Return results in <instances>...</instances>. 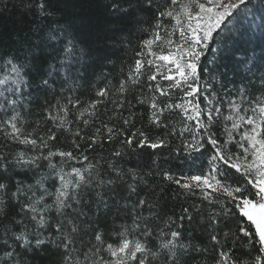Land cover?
Returning a JSON list of instances; mask_svg holds the SVG:
<instances>
[{
	"label": "snow or ice",
	"instance_id": "snow-or-ice-1",
	"mask_svg": "<svg viewBox=\"0 0 264 264\" xmlns=\"http://www.w3.org/2000/svg\"><path fill=\"white\" fill-rule=\"evenodd\" d=\"M251 4L112 0L106 8L126 22L124 42L147 35L122 78L95 87L87 102L79 95L86 52L55 19L58 0L23 5L32 34L0 50V264H34L41 253L55 264H264V75L259 87L227 88L208 59L249 15L248 26L264 31V7ZM142 81L147 93L129 99ZM137 105L162 134L136 127L145 117ZM171 138L187 171L156 160L147 172L127 165L142 150L172 147ZM106 143L118 146L97 153ZM165 189L184 201L179 215L158 210Z\"/></svg>",
	"mask_w": 264,
	"mask_h": 264
},
{
	"label": "trees",
	"instance_id": "trees-1",
	"mask_svg": "<svg viewBox=\"0 0 264 264\" xmlns=\"http://www.w3.org/2000/svg\"><path fill=\"white\" fill-rule=\"evenodd\" d=\"M112 0H58L59 11L55 17L60 22V27L70 28L82 42L81 47L85 49L86 55L82 63V74L84 79L81 81L83 87L80 89V99L87 102L91 99H96L94 88L101 87L106 80L117 83L128 70V65L134 61V51L138 50V43L141 39L146 38V33L134 34L131 37V44L124 42V34L127 32V24L122 18L113 17L106 5ZM28 0H0V50L11 47L15 44L17 37L21 39L31 35L33 27V17L28 14L23 5H26ZM3 4L7 8H3ZM264 7L262 0H252L250 8L253 11ZM253 17L249 15L246 20L240 21L237 27L232 31L227 38L226 43L220 45V51L213 54L208 53V59L214 60L215 67L213 73L217 76V80L222 81L227 88L240 87L241 83H247L249 80L259 87V77L264 75V63H261V56L264 55V31L259 30L256 25L248 26V21ZM257 23H259V12H256ZM248 60V64H239L238 61ZM251 73L246 72L247 67L252 64ZM167 83V82H165ZM138 86L135 90H130L128 98L141 94V91L147 93V88ZM219 87V85H217ZM51 98V97H49ZM178 94L173 97L177 99ZM167 98L160 97V101L164 102ZM135 103V101L133 100ZM101 119L108 120L111 116V105L107 102L100 105ZM105 109L107 113L105 114ZM133 111L144 112L143 120L137 117L136 127H144L145 131L155 137L163 133V129H149L147 125V107L137 105ZM127 115V113H125ZM178 114H174L176 118ZM115 123V121H109ZM218 135L221 129H216ZM179 144V140L171 138L170 148L157 149L155 154L153 150L145 149L143 155H133L128 158L127 165L131 167H139L140 170L147 172L149 168H154L153 160H156L160 165L171 169L174 172L187 171L191 162L186 161L182 154L178 155L174 148ZM58 146L67 147L66 143ZM113 144H105L103 149H96L97 153L107 156ZM235 149V146H233ZM199 163V161L197 162ZM150 185L156 187L154 177H147ZM149 191V189H142ZM159 197V211L162 215H179L180 206L184 201L176 199L171 190L165 189L163 193H157ZM119 219V218H117ZM112 216L101 219L102 225L111 223ZM188 225L185 223V230ZM192 236L196 240H206L199 230H193ZM34 264H55V259L49 254L41 253Z\"/></svg>",
	"mask_w": 264,
	"mask_h": 264
}]
</instances>
